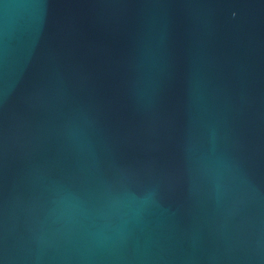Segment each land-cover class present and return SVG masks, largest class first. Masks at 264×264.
<instances>
[{
    "label": "water",
    "instance_id": "1",
    "mask_svg": "<svg viewBox=\"0 0 264 264\" xmlns=\"http://www.w3.org/2000/svg\"><path fill=\"white\" fill-rule=\"evenodd\" d=\"M0 264H264V0H0Z\"/></svg>",
    "mask_w": 264,
    "mask_h": 264
}]
</instances>
